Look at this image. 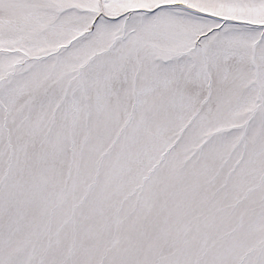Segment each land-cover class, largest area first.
Segmentation results:
<instances>
[{
	"label": "snow or ice",
	"instance_id": "snow-or-ice-1",
	"mask_svg": "<svg viewBox=\"0 0 264 264\" xmlns=\"http://www.w3.org/2000/svg\"><path fill=\"white\" fill-rule=\"evenodd\" d=\"M0 264H264V0H0Z\"/></svg>",
	"mask_w": 264,
	"mask_h": 264
}]
</instances>
